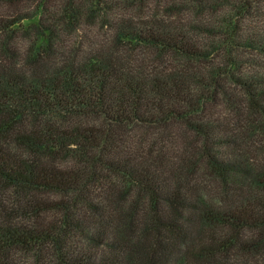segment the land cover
<instances>
[{
	"label": "trees",
	"instance_id": "obj_1",
	"mask_svg": "<svg viewBox=\"0 0 264 264\" xmlns=\"http://www.w3.org/2000/svg\"><path fill=\"white\" fill-rule=\"evenodd\" d=\"M0 264H264V0H0Z\"/></svg>",
	"mask_w": 264,
	"mask_h": 264
}]
</instances>
